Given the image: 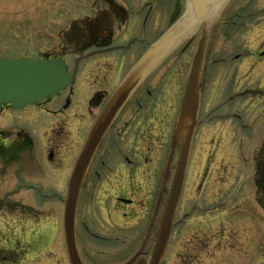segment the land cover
<instances>
[{
	"label": "flooded vegetation",
	"instance_id": "af4514ba",
	"mask_svg": "<svg viewBox=\"0 0 264 264\" xmlns=\"http://www.w3.org/2000/svg\"><path fill=\"white\" fill-rule=\"evenodd\" d=\"M188 5L90 0L85 9L76 5L57 37L0 53L61 59L73 77L69 87L39 105L0 108V264H25L50 250L55 234L45 204L52 195L66 196L92 127L134 65L180 18H195ZM208 12L216 20L199 29L201 23L176 47L187 58L204 40L196 126L158 264H264V0H224ZM159 24L164 32L148 42ZM232 35L235 45L256 49L228 58ZM167 58L119 110L86 166L75 209L82 264L150 262L178 157L173 135L187 78L178 73L175 109L166 110L164 76L154 73ZM75 84L84 108L72 106ZM160 128L164 133L154 136ZM62 236L61 261L70 264L63 230Z\"/></svg>",
	"mask_w": 264,
	"mask_h": 264
},
{
	"label": "water",
	"instance_id": "95a60500",
	"mask_svg": "<svg viewBox=\"0 0 264 264\" xmlns=\"http://www.w3.org/2000/svg\"><path fill=\"white\" fill-rule=\"evenodd\" d=\"M221 1L189 0L196 14L192 23L181 30L175 29L167 32L151 46L116 89L92 127L83 151L70 176L68 191L64 201L63 231L70 264H82L75 244V209L78 189L86 166L104 133L137 87L171 52L177 42L207 17V8ZM70 28V32L65 33V36L72 32L73 29L72 27ZM203 49L204 40L202 39L193 56L179 106L173 138L178 157L169 185L157 241L149 264H158L163 255L171 231L173 214L181 193L189 146L196 125L199 107L198 80ZM71 81L72 76L67 72L65 63L60 59L42 60L38 57L24 58L16 56L9 58L0 56V108L4 105H10L13 109L19 110L28 104L38 105L43 100L53 97L59 91L67 88Z\"/></svg>",
	"mask_w": 264,
	"mask_h": 264
},
{
	"label": "rangeland",
	"instance_id": "374dc122",
	"mask_svg": "<svg viewBox=\"0 0 264 264\" xmlns=\"http://www.w3.org/2000/svg\"><path fill=\"white\" fill-rule=\"evenodd\" d=\"M88 2H90V0H0V11L12 12L0 14V53L7 48L17 49L23 45L28 47L32 44V42H36L37 38H43L44 36L57 37L61 30H64L66 22L68 21L67 19L71 18L73 14L76 13L74 12L76 5L80 3L83 5V9H85ZM225 10H235V7L227 6ZM14 12L16 14H14ZM215 20L216 19L213 18L207 19L205 23L199 26V29H202L205 24ZM190 21L191 19L188 18H180L174 28L185 26ZM245 21L247 22L249 20ZM263 22L264 20L260 21V25ZM243 26L244 28L247 27L246 24H243ZM164 27V25L159 24V29L157 30L158 32L150 33L149 31L147 38L148 42L153 41V37H157L158 35L160 36L164 32ZM240 27L241 24H237V26L234 27V32ZM199 29L196 31H199ZM232 38L234 39L233 41ZM235 42V38L232 35L230 42L227 44L228 58H232V56L239 54V50L245 53L248 51L252 52V49H256L254 46H249L248 43H241L240 41V43L235 45ZM193 52L194 48L192 49L191 54L189 51L186 53L188 54L187 58H181L179 54V47L175 48L167 60L159 67L158 71L154 73L158 76H164V80H162V82L167 88V94L165 96L166 102L163 100L162 104L163 107H166V110H169V107L175 109V99L172 98V90L175 87L176 77L179 72H183V75H187ZM146 87L150 88L149 82ZM168 87L171 89L168 90ZM65 97L66 95L64 94L60 98L61 104L64 102ZM72 106L75 108H84V98L80 93V86L76 84L74 85ZM172 113L174 112L172 111ZM172 129L173 123L171 122V125H169L168 128L167 137H170ZM153 133L154 136H158L161 133L163 134V128H160ZM167 137L165 139V143L168 139ZM64 199L65 195H52L51 201L47 202L44 206L48 215L52 218V221L49 219L48 222L51 221L52 231L55 234L52 235L50 241V250H48L45 254L26 259L25 264H63L61 261L62 255L60 251L63 243L62 215L64 206L62 201Z\"/></svg>",
	"mask_w": 264,
	"mask_h": 264
}]
</instances>
